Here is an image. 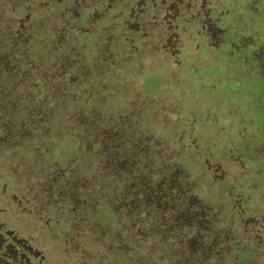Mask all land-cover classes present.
<instances>
[{
  "label": "trees",
  "instance_id": "obj_1",
  "mask_svg": "<svg viewBox=\"0 0 264 264\" xmlns=\"http://www.w3.org/2000/svg\"><path fill=\"white\" fill-rule=\"evenodd\" d=\"M126 2L21 0L0 14V204L32 214L64 264H264V213L210 169L201 148L215 142L192 133L190 109L173 112L180 95L137 87L145 68L175 80L180 63L128 30ZM228 159L236 183L246 168ZM8 230L0 264H21Z\"/></svg>",
  "mask_w": 264,
  "mask_h": 264
},
{
  "label": "rangeland",
  "instance_id": "obj_2",
  "mask_svg": "<svg viewBox=\"0 0 264 264\" xmlns=\"http://www.w3.org/2000/svg\"><path fill=\"white\" fill-rule=\"evenodd\" d=\"M217 1L219 7H215L214 13L220 7L226 8L225 11L229 13L222 20V24L228 28L225 43L219 48H210L206 45V39L199 37V50L185 49L180 57L177 70L180 77L174 80V75L169 74L170 69H165V66L145 68L141 76L135 77L138 79L136 84L142 89L157 88L160 94L181 96L173 112L179 108L190 109L192 133L199 135L201 141L203 138L215 142L212 146L203 142L205 148H201V152L210 154L216 160V165L225 167V175H228L226 186H231L237 193L240 191L244 198L251 199L252 209L259 208L264 213V70L256 59L250 58L264 45V0ZM243 37L253 38L254 43L246 44ZM166 97L169 98L168 95ZM170 107L167 108L169 111ZM246 141L249 142L248 146L245 145ZM227 143L229 148L231 144L230 152ZM228 156L233 161L234 158L238 159L246 168L241 180L236 183L228 180L231 175ZM7 182V178L0 177V188L5 190ZM9 194V191L3 194L2 202H7ZM5 210L0 213V219L21 237H36L32 230L36 232L38 229L31 216H22L13 207ZM255 215L264 222V214ZM41 230L45 233L50 228ZM43 239L44 235L39 236L34 245L59 259L54 249H63L62 244L55 245Z\"/></svg>",
  "mask_w": 264,
  "mask_h": 264
},
{
  "label": "flooded vegetation",
  "instance_id": "obj_3",
  "mask_svg": "<svg viewBox=\"0 0 264 264\" xmlns=\"http://www.w3.org/2000/svg\"><path fill=\"white\" fill-rule=\"evenodd\" d=\"M126 1L125 10L128 9L129 14L128 30H140L142 32L140 40L144 42L148 41L150 36L148 31H151L154 41L161 43L165 52L174 56L178 62L181 60L180 57L184 54L185 49L188 50V45L195 43L196 48L200 47V44L197 43L199 37H204L207 41L206 45L210 48H219L225 43L224 36L227 28H224L222 20L229 13L223 7H220V10L214 13L215 7H219V1L217 0H158L159 4L155 3L154 0ZM149 2L153 3L150 7ZM20 5L21 0H0V14L5 13L6 9L17 11L21 9ZM138 20L142 22L138 23ZM5 25L2 23L0 28H4ZM158 30L159 32H157ZM193 33L194 35L190 39ZM242 40H245L248 45L254 43L253 38L243 37ZM132 41L134 42L135 39H132ZM252 57L258 61L261 69L264 70V45L256 51V54L252 53L250 58L252 59ZM210 169L215 173L222 172V177L225 175V171H221L220 166H210ZM3 194L4 189L2 187L0 188V198ZM0 206V213H2L5 212V209L9 210L10 203L7 205L2 203ZM12 207L17 211L14 204ZM29 216L34 219L32 214L26 215V217ZM5 226L9 229L8 234L12 235L13 238L8 247L9 253L12 254L11 256L15 261H18L19 258L21 264H63L62 255H60L63 254V249H54V253L60 255L59 259H56L52 254L50 256L35 246L33 237H21L4 220L0 219V231L6 228ZM32 233L36 234L34 236L37 238L42 234V232H35L34 230H32ZM5 241L6 239L1 238L2 243Z\"/></svg>",
  "mask_w": 264,
  "mask_h": 264
}]
</instances>
